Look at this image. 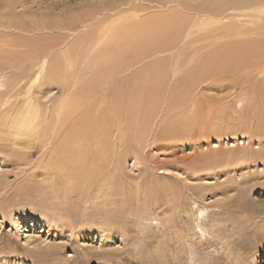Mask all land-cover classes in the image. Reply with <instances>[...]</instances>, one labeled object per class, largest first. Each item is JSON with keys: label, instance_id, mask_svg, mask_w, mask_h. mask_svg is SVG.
I'll return each mask as SVG.
<instances>
[{"label": "rangeland", "instance_id": "374dc122", "mask_svg": "<svg viewBox=\"0 0 264 264\" xmlns=\"http://www.w3.org/2000/svg\"><path fill=\"white\" fill-rule=\"evenodd\" d=\"M29 1L18 13L40 5L53 17L78 14V29L45 37L56 45L48 65L58 66L49 83L32 84L35 58L2 48L15 37L0 39V118L29 91L49 108L69 93L78 108L30 141L21 162L1 146L0 264H264V99L251 89L262 77L242 84L264 70L259 54L211 53L238 39L196 40L206 22L181 44L198 18L182 6L202 0ZM228 1L233 15L221 25L264 44V13L246 14L264 0ZM65 45L66 60L57 57ZM198 64L207 66L189 70Z\"/></svg>", "mask_w": 264, "mask_h": 264}, {"label": "bare ground", "instance_id": "6f19581e", "mask_svg": "<svg viewBox=\"0 0 264 264\" xmlns=\"http://www.w3.org/2000/svg\"><path fill=\"white\" fill-rule=\"evenodd\" d=\"M26 1H28V0H0V39L3 38V40H4V39H7V38L9 39V38L15 37L13 44H12V42L8 41V43H4L3 44V47L2 48H4V47H10V45H11V47L13 48V52L12 53H24V54H28L29 57L31 55L32 56V59L35 58V60H34L35 62H33L31 64V66H33L31 68V70H33V68H36V70L38 71L37 74H35V76L33 77L32 84H35L39 79H44V80H46L49 83V82L54 81L55 77H57L56 75H57L58 66L56 65V62H51L50 60H49V65H48V60L47 59L49 57H51L55 53L56 50L54 51V48H55L54 46H56V45L55 44L54 45L52 44V42H51L52 40L51 41H46L45 40V37L46 36H53L55 39H58V40H60V39L67 40L69 38V36H70V33L73 34L78 29V14H70V13L68 14L67 13L66 15H62V16L58 15V16H54L53 17L52 16L53 11L50 13L49 7H46L45 9L44 8L41 9L40 8L41 7L40 5H37L36 6L37 9H36L35 12H31V9H29L30 10V11H28L29 14H21V13H18L17 9L18 8H22L23 7V4ZM192 3H195V2H192ZM251 3H252V1H250V2L246 1L244 3V5H248V6L247 7L244 6V8H248ZM28 4H31L30 6L33 8V5L34 4H38V3L35 0H30ZM234 5H235V2L233 3V6ZM232 7H231V4H230V2L228 0H213L211 3L210 2H206L205 0H202V1H200V3H198L196 5H193V6L191 4L190 5L189 4H184L182 6V8L184 9V11L185 10L186 11L187 10H194V14L193 15H195V16L198 15V18L197 19H194V22L192 24L190 23L191 25L188 26L189 28L188 29L186 28L187 30H185L183 32L184 34L182 35V37H180L181 44H183L182 42H184L186 44H189L188 43V39L190 38V36L192 34V30L195 27L198 26L197 25V21L198 22H202V23L206 22V23H209V25L211 26V30L208 33H206L207 31H205L206 34H204L202 30L203 29L206 30V27H205L206 23L203 24L202 25L203 26L202 27L203 29L200 27L203 34H200L199 35V32H197L198 33L197 34L198 36L196 35L197 36L196 40L199 39L200 42H201V41L209 40L212 37H215V38L216 37H220V38H223V37L230 38L231 37V38H234L235 40L238 39L234 43L233 42L232 43H226V44L223 43L222 45H218L217 47L214 46L216 48L211 53H213V54H218L219 53L220 54L223 51H226V50L229 51V50H231L234 54H237L238 53V54H242L243 55V53H245L247 51L255 50L256 53L259 54V57H258L259 61L262 62V63H264V44L263 43H261V42H256L255 43L253 41H249V40H245V39L239 40V38L242 35H245L246 32L243 33L241 30H238L237 28H234V30H233L232 27H230V26H223V25H221V22L224 21V19H226V18L230 17L231 15H233L232 12L234 11V9ZM244 8H242V9H244ZM62 9H66L65 8V5L62 6ZM242 9H240V10H242ZM228 10L231 11V13L228 12L226 14V12ZM246 12H247L246 13L247 15L252 14V13H264V6L258 7L257 9L251 8V9H249ZM3 13H5V14H3ZM186 16H185V20H186ZM234 16H236V15H234ZM156 17H158V16H156ZM1 18H3L4 20L1 21ZM188 19H189V17H188ZM214 22H218V24L217 23H214ZM161 23L163 25V22H161ZM184 23H185V21L183 22V20L178 23V28H177L178 34H179V32L182 33V30H183L184 25H185ZM187 24H189V22ZM199 26H201V25H199ZM207 26H208V24H207ZM210 26H208V27H210ZM238 27L240 28L241 26H238ZM165 29H166V26H161L160 29L157 28V30L158 31H161V32H159V33L156 32L157 35L153 39L161 40L160 36L161 35L163 36ZM171 30H174V27L173 26H172ZM178 30H180V31H178ZM50 33L53 34V35H50ZM152 33L153 34H156L155 31H153ZM28 34H32V36L33 35H36L37 37L36 36H34L33 38L32 37H29ZM172 34H174V33H172ZM175 34H177V33H175ZM195 34H194V36H195ZM174 36L176 37V35H174ZM169 38H171V37L169 36ZM152 40H150V41H152ZM176 40H177V38H176ZM217 40H219V39H217ZM4 41H6V40H4ZM189 41H190V39H189ZM99 42H100V40H99ZM130 44H131V42H130ZM176 44H177V42H176ZM207 45H209V41H206L205 42L203 48L205 49V47ZM211 45L212 44L210 43V46ZM185 46H183V47H185ZM201 46H202V44H201ZM96 47H98V46H96ZM96 47H94V48H96ZM194 47H193V49H194ZM35 48H37L38 50H40V53H38V55L36 53L37 51H34L33 50ZM174 48H175V46L172 49H174ZM69 49L70 48L69 47H66V45L63 48L61 47L60 50L58 49L59 50V55L57 57L59 58V56H60L61 59L66 60L70 56V54H71V51H69ZM10 51H11V49H10ZM175 51H176V49H175ZM192 54H193V52H192ZM197 54H198V52H197ZM197 54H195V55H197ZM179 55L181 56V54H179ZM101 56H103V55H101ZM199 56H200V54H199ZM199 56H198V58H199ZM190 57H191V55H190ZM255 58H257V57H255ZM157 64H158V67H162L163 66L161 62L160 63H157ZM187 64L188 65L185 64V68L186 69L189 68V66L191 64V61L188 62ZM67 65H69V64H65V66H67ZM172 66H174V65H172ZM205 66H207V65H205ZM205 66H203V64H198V65H195L193 68H191L189 70H192V69L193 70L204 69ZM148 68L149 67H147L146 69H148ZM173 68H172L173 70H178V69L175 68V66ZM172 72H174V71H172ZM198 75H199V79H200L201 76H202V74L199 73ZM257 76L262 77L261 82L259 83L260 87H257V86L256 87H253V84H251L252 85L251 89H252V91L254 93L259 88L257 91H260L261 92L260 95H262V100H263L264 99V70H256L253 73V76L252 77L246 76L248 78H247V80L245 78L246 82H244L242 84L245 85L247 83H251L252 79L256 78ZM192 81L193 80H191V82ZM47 85H49V84H47ZM38 86H39V84H38ZM41 87L42 86H40L39 88L41 89ZM39 88H38V90H39ZM42 89H43V87H42ZM45 93L47 94V91H45ZM28 94H30L31 96H29L26 101H24L20 106H17V105L15 107L14 106H9L8 109L5 110V114L0 118V138H1L0 142L2 143V145L0 144V148H1V146L4 147V144H5V147L8 148L9 151H11L12 155H14L13 158L16 161H18V162H21L23 159L26 158V154H27L26 151L29 149L30 141L31 142L32 141H35L41 135V133L43 134V132L45 133V131L47 132L45 135H48L50 137L51 133H53V132L55 133L58 128L62 127L63 124L65 122H67L68 119H70V117H73L72 114L73 113L75 114L76 109L78 108V107L76 108V103H75V101H77V98H74L73 99L74 96H71L72 99H73L71 101L70 100L71 98H68V96L70 97L69 93L68 94L66 93V95L64 94L65 95L63 97L64 99H62L61 101H59L57 104L53 105L52 108H49L46 104H42V103L38 102L36 99H34L33 98V93L31 91H29ZM177 95H178V93H177ZM177 95H176V97H177ZM179 99H181V97ZM153 101L154 100H152V103H153ZM4 105H3V107H4ZM124 105H125V103H124ZM49 116H50V120H48L49 119L48 118ZM74 122H76V121H74ZM45 124L47 125L46 126L47 129L44 130V131H41L42 130V127ZM71 126H72V124H71ZM66 127H67V125H66ZM77 131L78 130H76V132ZM76 132H73L74 134H72V136L74 135V138L76 137ZM70 135H71V133L69 134V136ZM62 137H60V139ZM44 139H45V136H44L42 142H44V146H47L48 143L45 142ZM46 140H48V139H46ZM54 142H55V140H54ZM66 142H68V141H66ZM59 144H61V143H59ZM73 144H75L74 141H73ZM91 145H92V143H91ZM19 146H23L24 149H21V147H19ZM74 146H76L75 149L78 148L77 147V143ZM46 150H47V148H46ZM71 150L74 151L73 149H71ZM62 151H63V149L57 152V154H58L57 155V160H59V161H60V154L62 153ZM63 153H64V151H63ZM257 154H259V153H257ZM52 158H53V160L52 159L51 160L54 161L55 160L54 157H52ZM70 159H72V158H70ZM51 160H49L50 163H52ZM60 162H62V161H60ZM50 167H51V165H50ZM72 185L74 186V184H72ZM73 189H74V187H73ZM122 189H124V188H122ZM20 194H21V192H20ZM15 195H18V194H15ZM16 197H20V196H16ZM105 221H107V220H105Z\"/></svg>", "mask_w": 264, "mask_h": 264}]
</instances>
